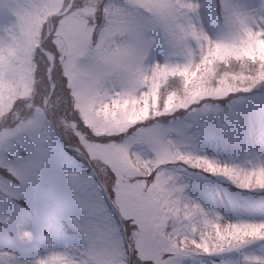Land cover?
<instances>
[{"label": "clouds", "instance_id": "obj_1", "mask_svg": "<svg viewBox=\"0 0 264 264\" xmlns=\"http://www.w3.org/2000/svg\"><path fill=\"white\" fill-rule=\"evenodd\" d=\"M211 177L233 215L187 194ZM251 202L264 0H0V264H264Z\"/></svg>", "mask_w": 264, "mask_h": 264}, {"label": "rangeland", "instance_id": "obj_2", "mask_svg": "<svg viewBox=\"0 0 264 264\" xmlns=\"http://www.w3.org/2000/svg\"><path fill=\"white\" fill-rule=\"evenodd\" d=\"M215 129L213 126H209L210 136L207 141L206 151L209 153L218 152L219 144L216 142L214 136ZM228 182H223V184H219L215 177L211 178H200L196 182L190 185L187 194L191 198L199 199L205 205H213L218 210H220L223 214H227L229 216L233 215L232 208L230 207L229 200H238L241 197L240 190L235 187H228ZM240 215L246 218H260V212L258 211H250V210H241ZM52 234L56 239L57 244H61L68 237H70L71 232L67 229H60L57 226H52ZM255 251H264V245L257 244L253 246ZM222 257L226 260H235L238 264V259L230 254H222ZM218 262L221 260L220 258H216ZM200 264H208L207 258H203Z\"/></svg>", "mask_w": 264, "mask_h": 264}, {"label": "snow or ice", "instance_id": "obj_3", "mask_svg": "<svg viewBox=\"0 0 264 264\" xmlns=\"http://www.w3.org/2000/svg\"><path fill=\"white\" fill-rule=\"evenodd\" d=\"M163 182V181H162ZM188 187L187 184L184 185H178L176 187H174L172 189L173 192H177V193H183L184 190ZM180 197H177V200H179ZM246 210H250V211H264V202H251ZM164 264H169V261H164ZM176 264H180L179 261L176 262ZM218 264H237V262L235 260H226L223 257L221 258V260L218 262Z\"/></svg>", "mask_w": 264, "mask_h": 264}]
</instances>
